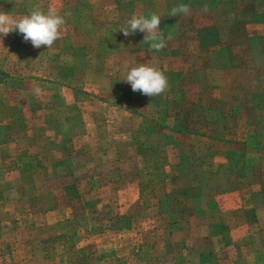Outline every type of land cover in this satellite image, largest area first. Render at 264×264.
Here are the masks:
<instances>
[{
	"label": "rangeland",
	"instance_id": "374dc122",
	"mask_svg": "<svg viewBox=\"0 0 264 264\" xmlns=\"http://www.w3.org/2000/svg\"><path fill=\"white\" fill-rule=\"evenodd\" d=\"M143 1L148 14L162 17L173 50L175 38L202 40L183 46V79L175 71L179 55L149 52L137 33L118 31ZM170 1L0 0V11L17 19L35 7L70 13L50 49L34 48L17 32L0 38V264H170L175 245L189 239L175 231L182 214L263 177L264 158L248 147L264 148V78L257 76L253 94L246 80L236 82L240 71L264 67L261 0L220 6L219 18L234 11L240 20L233 33L212 30L211 15L202 12V21L196 15L180 28L181 15H168ZM212 38L236 45L210 53L204 42ZM145 63L169 81L154 98L122 81ZM253 100L262 105L255 127L245 107ZM110 184L128 199L134 191L139 211L105 203L116 191ZM159 213L170 215L169 227ZM231 239L247 246L241 236L221 243ZM242 252L250 264H264V251Z\"/></svg>",
	"mask_w": 264,
	"mask_h": 264
},
{
	"label": "crops",
	"instance_id": "0c3cea01",
	"mask_svg": "<svg viewBox=\"0 0 264 264\" xmlns=\"http://www.w3.org/2000/svg\"><path fill=\"white\" fill-rule=\"evenodd\" d=\"M204 1V0H203ZM210 6H214L212 11H209L207 15H211V28L215 31L227 30L229 33L235 32L238 27H240V20L237 18V14L234 11H230L231 13L227 14V17L222 16L219 18V8L223 4L231 5V7H235V0H207ZM133 8L131 11V16L135 14H143L148 15L149 11L146 9V1L141 2ZM144 3V4H143ZM179 3H187L192 7V14L190 16L179 17V27L185 28L189 27V24L194 23L195 19H198L199 14V6L201 2H195V0H172L168 4L173 7ZM261 10L264 17V0H261L260 4ZM208 16V17H209ZM201 20L202 19H198ZM226 20V22H225ZM199 26V25H198ZM196 26V27H198ZM137 36L139 39L144 38V34L137 32ZM141 37V38H140ZM138 39L139 44L141 43ZM246 40V39H245ZM232 40L225 43L224 40H216L212 38L210 41H205V46L209 45L208 52L212 53L214 51L219 52L220 50H225L224 48H219L222 43L223 46H231L234 48L235 43L231 42ZM197 40L185 39L183 37L175 38L172 43L177 44L179 49L173 50L170 45H167L165 48L166 55H179L180 58V67L179 71L181 79L188 75L189 70H187V58L188 52L185 51L184 45L194 44ZM197 43L202 45V40ZM247 44V40L244 42ZM167 44H171L169 41ZM196 46V44H195ZM201 50L202 48H200ZM198 47V46H197ZM198 49V48H197ZM228 49V48H227ZM226 49V50H227ZM174 52V53H173ZM200 53L196 54L197 56ZM205 54H207L205 52ZM10 59V56L7 55ZM264 57V56H263ZM257 72L259 75H257ZM200 73L198 69L195 72H191V75H197ZM260 77V79L264 78V67L261 70L257 69H247L239 72L238 79L236 82L238 83L241 79L246 80L249 83V90H245L247 94H253L256 78ZM236 77V76H235ZM242 81V80H241ZM230 82V79H229ZM264 83V82H263ZM236 84V83H233ZM235 89L237 92H241V88L239 84H236ZM238 88V89H237ZM262 89L264 90V84H262ZM66 91H72V89H64ZM248 112L250 111L251 115H247V125L255 127L260 124V118L258 114V108L262 107V105H258L256 101H251V103L245 104ZM263 109V108H262ZM40 124H43V121H40ZM180 139H182V133L178 134ZM253 146V145H252ZM248 147V153L257 155V153L264 158V148L263 145ZM250 154V155H251ZM202 164V163H201ZM80 170V169H79ZM264 177V175H263ZM263 177L259 179V182H251L247 184L239 185V187L222 192L218 198H211L206 200L203 203L201 208H194L191 206V211L188 213L182 214L181 218L177 221V230L179 233H187L188 240L184 241L179 245H175L174 256L170 258V264H250L249 256L245 257L242 251L250 252H261L264 251V179ZM117 185L118 182H116ZM126 186H130L135 189L133 184H129L126 182ZM117 185L110 184L109 190H113L116 188V191H112V200H106V202L113 201L111 203H115V205H123V207H127L126 213H135L139 211V197L134 191L131 193V196L125 197L122 195L123 191L117 187ZM189 185L182 186L183 188H187ZM108 189V188H107ZM261 197V202H256V196ZM104 202V201H103ZM204 202V200H203ZM159 207V202H154ZM159 209V208H158ZM53 213L59 214L60 211L57 209L52 210ZM220 211V212H219ZM157 218H161L164 222L163 227L167 228L170 226L171 217L169 214H157ZM60 219V218H58ZM173 225V224H172ZM190 232V234H189ZM231 236L234 237H247L248 242L247 246L237 247V243L229 240L221 243L222 237ZM100 250V249H99ZM101 253L104 250H100ZM109 252V251H107ZM174 258V259H172ZM249 258V259H248Z\"/></svg>",
	"mask_w": 264,
	"mask_h": 264
},
{
	"label": "clouds",
	"instance_id": "9594fccd",
	"mask_svg": "<svg viewBox=\"0 0 264 264\" xmlns=\"http://www.w3.org/2000/svg\"><path fill=\"white\" fill-rule=\"evenodd\" d=\"M192 11L191 5L179 3L171 8L168 15L172 17L190 16ZM199 11L202 13L209 12V4L204 3ZM67 15L70 13L61 15L52 6H49L47 11L35 7L28 14L18 19L10 13L0 11V38L17 32L22 35L25 42H30L34 48L39 49L46 46L47 49H50L57 40L62 38L61 29L66 24L65 16ZM161 18L155 12L148 15L134 13L125 24L119 27L118 31L122 32L125 37L135 35L137 32L143 33L142 42L148 46V51L159 52L167 46V39L170 38V34L166 37L160 29ZM122 81L128 83L133 92H139L151 98L165 93L169 88V81L164 72L149 66L147 63L130 68ZM32 92L39 97L42 89L33 82Z\"/></svg>",
	"mask_w": 264,
	"mask_h": 264
}]
</instances>
